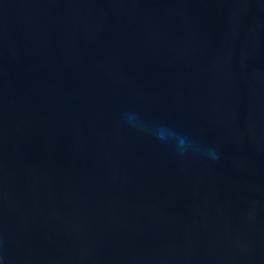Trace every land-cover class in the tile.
I'll return each instance as SVG.
<instances>
[{
  "label": "water",
  "instance_id": "water-1",
  "mask_svg": "<svg viewBox=\"0 0 264 264\" xmlns=\"http://www.w3.org/2000/svg\"><path fill=\"white\" fill-rule=\"evenodd\" d=\"M0 264H264V0H0Z\"/></svg>",
  "mask_w": 264,
  "mask_h": 264
},
{
  "label": "clouds",
  "instance_id": "clouds-1",
  "mask_svg": "<svg viewBox=\"0 0 264 264\" xmlns=\"http://www.w3.org/2000/svg\"><path fill=\"white\" fill-rule=\"evenodd\" d=\"M161 138H163V137H161ZM180 146L183 147V141L180 142Z\"/></svg>",
  "mask_w": 264,
  "mask_h": 264
}]
</instances>
